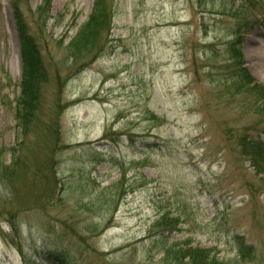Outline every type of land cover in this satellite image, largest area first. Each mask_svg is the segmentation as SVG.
Segmentation results:
<instances>
[{
  "label": "rangeland",
  "instance_id": "1",
  "mask_svg": "<svg viewBox=\"0 0 264 264\" xmlns=\"http://www.w3.org/2000/svg\"><path fill=\"white\" fill-rule=\"evenodd\" d=\"M42 1L0 0V264H60L44 251L61 264H173L175 243L264 264V169L238 144L264 138V102L224 86L237 37L264 85V0H111L105 46L77 60L67 47L93 0H52L40 34ZM15 7L46 73L24 142Z\"/></svg>",
  "mask_w": 264,
  "mask_h": 264
},
{
  "label": "trees",
  "instance_id": "2",
  "mask_svg": "<svg viewBox=\"0 0 264 264\" xmlns=\"http://www.w3.org/2000/svg\"><path fill=\"white\" fill-rule=\"evenodd\" d=\"M52 0H43L36 11H32V22L36 24V31L42 34L45 30V23L50 15ZM111 0H93L91 12L87 20L80 26L79 30L68 45L70 56L77 60L79 56L87 54L86 52L94 49H102L105 46V36L110 33L113 12L111 9ZM16 18V31L20 42L21 58V80L20 92L16 98L15 119L17 125L21 128L26 140L36 114L40 110L39 105L41 97V88L46 81V73L43 66L42 53L37 36L31 30L30 23L26 16L21 13L19 7L14 8ZM241 27V26H240ZM240 27L236 31L241 34ZM242 37H237L231 41L225 48L227 53L226 68L228 74L224 83L225 91L238 93L243 96L244 100L252 96L255 100L264 102V85L260 84L250 73L246 66L245 57L241 49ZM253 139L252 141H250ZM238 144L242 154L246 156L254 167L264 169V138H254L247 135L238 137ZM19 160H13L11 164H18ZM6 175H11L7 173ZM166 221V220H165ZM163 224H167L166 222ZM161 224V225H163ZM168 231L174 226L172 221L168 223ZM14 225V224H13ZM237 237L238 252L242 258H249L253 252V246L245 243L242 236ZM160 243L166 241V236H159ZM156 242H154L155 244ZM159 242V246L161 245ZM179 243L171 246L176 247ZM166 247L164 252V262L173 264H220L215 258H209L211 248L188 247L181 243V248L176 251L172 247ZM43 263L50 261L52 258L57 261L62 259L50 251L43 252ZM187 260V262H183Z\"/></svg>",
  "mask_w": 264,
  "mask_h": 264
}]
</instances>
